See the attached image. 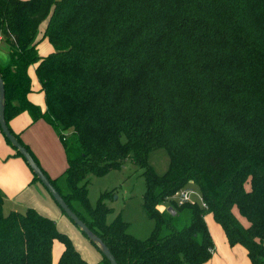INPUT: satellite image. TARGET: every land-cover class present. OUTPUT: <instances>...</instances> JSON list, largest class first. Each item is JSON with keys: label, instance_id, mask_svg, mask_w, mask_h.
Masks as SVG:
<instances>
[{"label": "trees", "instance_id": "trees-1", "mask_svg": "<svg viewBox=\"0 0 264 264\" xmlns=\"http://www.w3.org/2000/svg\"><path fill=\"white\" fill-rule=\"evenodd\" d=\"M43 21L46 55L36 48ZM0 36L8 128L118 264H202L214 246L206 212L250 264H264V0H0ZM31 64L43 111L27 98ZM25 109L56 128L67 161L60 176L10 128ZM157 148L168 156L163 173L148 162ZM127 161L142 170V207L154 221L143 239L120 213L107 221L112 190L88 201V174ZM192 184L206 207L169 199ZM3 198L0 190V264H53L54 241L55 264H91L51 217L34 207L4 213ZM98 264L110 262L101 254Z\"/></svg>", "mask_w": 264, "mask_h": 264}, {"label": "crops", "instance_id": "crops-1", "mask_svg": "<svg viewBox=\"0 0 264 264\" xmlns=\"http://www.w3.org/2000/svg\"><path fill=\"white\" fill-rule=\"evenodd\" d=\"M45 25L46 21L40 23L38 35L36 37V48L40 55H46L53 51V47L48 39L43 37ZM8 59V46L0 36V64L6 63ZM34 69L35 64H31L27 67V74L30 77L31 83L27 98L43 111L45 109L44 93L36 78ZM8 124L12 131L17 133L32 149L47 173L49 172L48 174L52 177H57L56 172L52 170L54 167L51 162L54 156V150H58L59 153L62 152V148L56 139V135H58L56 128L41 117L32 119L30 113L26 109L12 115L8 120ZM0 190L3 194L4 202L6 196L12 198L13 202H8L15 208L20 206L34 207L40 213L51 218H55V215L59 213L57 204L52 200L40 182L32 181V172L27 168L21 157L14 155L13 148L6 142L1 131ZM57 225L58 224H56V226ZM206 225L210 231L212 240H214V246L210 257L202 264H229L231 261L234 264H240L239 260L235 258L236 253H239L242 258L243 255L246 257L242 264H244L245 261L247 263L249 258L242 245L238 243L230 245L227 242L222 227L216 221L215 223L212 221L211 225H209L207 221ZM56 242L60 244V242ZM52 247H55L56 259L55 261L52 260L53 264H55L62 247L59 245L54 246V244ZM92 262L90 263L94 264Z\"/></svg>", "mask_w": 264, "mask_h": 264}, {"label": "rangeland", "instance_id": "rangeland-1", "mask_svg": "<svg viewBox=\"0 0 264 264\" xmlns=\"http://www.w3.org/2000/svg\"><path fill=\"white\" fill-rule=\"evenodd\" d=\"M56 139L58 140L62 148V152L59 153L58 150H54L53 151L54 156L51 162L54 167V169L52 170L56 172V176H60L66 169L67 161L63 151L62 142L58 137V135H56ZM30 150L32 151L31 148ZM148 162L151 164V166L154 168V170L157 173H163L168 166V156L166 151L163 148H157L152 150L149 154ZM141 171L142 170L134 163L127 161L125 163V166L121 169L110 170L109 172L102 175L88 174L87 196L89 203L91 205H94L101 192H103L104 190H112L113 194L111 199H108L106 201L107 204L110 207H112L111 213H109L107 216V221H111L117 213H120L121 218L127 222L126 230L135 237L143 239L149 236L153 228L154 221L148 217V215L146 214V212L142 207L141 198H142V193L144 191V178L141 175ZM59 183L61 185V188L64 190L65 189L64 179H59ZM190 187L196 189V187L193 184L190 185ZM8 201L13 202V199L6 196L4 202V198H3L4 213L9 212L10 210L24 211L27 208V206H20L15 208ZM74 204L76 205V203ZM57 208L59 210L58 211L59 213L55 215V218L52 219L56 222V224H58L57 225L58 230L68 235L74 247L76 248L77 251H79L82 257L87 259L89 262L93 261L92 263L98 264L101 260L100 252L86 238V236H84L79 231V229L67 217V215H65L61 211L58 205ZM79 209H81L80 206ZM234 213L238 216L242 224L247 225V221L245 220L244 217L238 215L237 211H234ZM204 219L206 222L208 221L209 225H211L212 221L215 223L211 212H206L204 214ZM53 244L54 246L59 245L62 247V244L61 243L59 244L56 241ZM54 250L55 247H52L51 254L53 261H55L56 259V254ZM235 258L239 260L240 264H242V262H244L246 257L243 255L242 258L239 253H236ZM229 264H234V263L231 261V263ZM244 264H250L249 260L247 261V263L245 261Z\"/></svg>", "mask_w": 264, "mask_h": 264}, {"label": "water", "instance_id": "water-1", "mask_svg": "<svg viewBox=\"0 0 264 264\" xmlns=\"http://www.w3.org/2000/svg\"><path fill=\"white\" fill-rule=\"evenodd\" d=\"M5 89L3 78L0 73V130L3 135L9 140L10 144L15 147V149L23 156L25 162L29 166L31 172L40 180L43 186L47 189L49 194L52 196L53 200L57 203V205L65 212L67 217L72 220V222L76 225V227L82 231L86 238L94 243L98 248L99 252L103 254L110 264H118L114 255L102 240L95 232H93L86 223L68 206L65 202L61 194L55 188V186L50 182L46 174L42 171L39 165L34 161L31 154L22 145L15 135L10 131L8 125L5 120ZM169 212L174 213V209L172 206L168 205L166 208Z\"/></svg>", "mask_w": 264, "mask_h": 264}, {"label": "built area", "instance_id": "built-area-1", "mask_svg": "<svg viewBox=\"0 0 264 264\" xmlns=\"http://www.w3.org/2000/svg\"><path fill=\"white\" fill-rule=\"evenodd\" d=\"M169 199H172L177 204L184 203L186 201H198L203 207H206V204L202 200L201 194L198 190L192 188V187H186V188H180L176 190ZM164 204L158 205V209L162 210L164 208Z\"/></svg>", "mask_w": 264, "mask_h": 264}]
</instances>
